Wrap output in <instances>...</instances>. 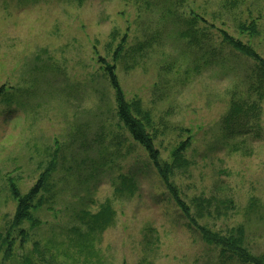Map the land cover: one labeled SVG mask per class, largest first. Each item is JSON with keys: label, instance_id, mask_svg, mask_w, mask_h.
<instances>
[{"label": "rangeland", "instance_id": "rangeland-1", "mask_svg": "<svg viewBox=\"0 0 264 264\" xmlns=\"http://www.w3.org/2000/svg\"><path fill=\"white\" fill-rule=\"evenodd\" d=\"M221 31L264 60V0H0V264H242L222 263L218 240L264 256L259 65ZM103 61L138 102L167 182L119 122ZM236 95L260 100L258 128L225 129ZM46 173L14 228L11 185L24 197ZM106 208L112 218L89 230L85 216Z\"/></svg>", "mask_w": 264, "mask_h": 264}, {"label": "trees", "instance_id": "trees-1", "mask_svg": "<svg viewBox=\"0 0 264 264\" xmlns=\"http://www.w3.org/2000/svg\"><path fill=\"white\" fill-rule=\"evenodd\" d=\"M186 0H178L179 4H184ZM191 26V24L189 23ZM242 32H249L252 35L256 33V29L254 24H249L248 26L242 25L241 27ZM193 27L191 26L188 30L182 33V36L185 38H189V42L191 44L195 43V37L193 33ZM223 42L229 45L233 50L241 53L242 55L246 56V58L251 59L252 61L256 62L259 66L253 72V77L256 80L257 85L250 83L249 87L251 92L253 90H262L264 94V60L259 56L257 52L252 50L249 46H246L242 42L238 41L230 37L226 32L221 31ZM126 43V37L121 40L120 45L116 50V57L120 56V54L124 51V45ZM148 44H140L138 49L140 50L142 47ZM137 50V49H136ZM102 60V59H101ZM104 62V61H103ZM105 63V62H104ZM105 67L102 68L104 71L105 76L107 77L112 89L114 90L115 100H116V116L119 119V122L122 124L123 128L126 132L130 135L131 139L134 143L139 144L147 153L149 160L152 162L153 166L156 168L159 176L165 182L168 181V166L161 162L160 160V153L155 147L153 143V138L155 137L151 133L145 131L146 127L144 126L141 119L134 115L131 112V108L138 109V102H133L132 104L127 103L125 101L123 92L120 88L118 83V79L115 73V66L105 63ZM4 93V87L0 88V97ZM259 99L262 100L263 97L260 98L259 94H257ZM237 98V95L236 97ZM249 97H239L237 99H233V102L230 106V110L228 115L223 119V126L225 129L227 128L230 134H233L231 129H235L236 125L238 129L242 128V130L248 127L258 128V121L260 120V100L258 102L250 103L248 100ZM246 119V120H244ZM244 121L246 124H244ZM149 122V120H148ZM255 123H257L255 125ZM188 143H183L174 153V161L171 165V168L178 167L180 164L181 154L186 150ZM48 173L41 176L40 180L34 185V187L30 190V192L22 197L20 196L17 188L14 185H11V192L14 196V199L17 201V211L14 216L13 227L20 226L24 221L30 219V210L34 207L33 203L36 198L40 195L42 191H45L46 188V181L48 179ZM167 189L171 192L174 199H176L177 206L181 207L180 201L176 197L174 191L172 190L170 184H166ZM124 190L133 191V184L127 181L126 179L122 180V187ZM40 205V204H39ZM185 212V211H184ZM186 213V212H185ZM107 218H112V214L108 208L101 210L98 214L94 216L86 215L85 218L87 219V226L89 230L95 231L99 230L102 224L104 226L105 221ZM209 233H206L205 238L208 241H212ZM205 239V240H206ZM216 239V238H215ZM218 244L221 246L220 257H222V263L226 262V259H230L236 257L239 262L242 264H264V256L253 258L245 249L242 248L238 241H224L218 240ZM7 256H10V249L6 252Z\"/></svg>", "mask_w": 264, "mask_h": 264}]
</instances>
